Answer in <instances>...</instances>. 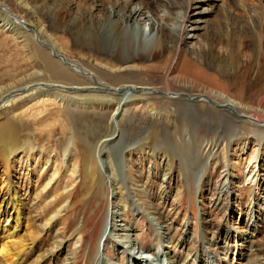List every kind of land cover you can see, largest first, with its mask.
Listing matches in <instances>:
<instances>
[{"label": "rangeland", "instance_id": "obj_1", "mask_svg": "<svg viewBox=\"0 0 264 264\" xmlns=\"http://www.w3.org/2000/svg\"><path fill=\"white\" fill-rule=\"evenodd\" d=\"M115 3L123 16L147 6L163 51L126 63L107 52L109 37L119 47L131 35ZM183 25L182 40L166 42ZM43 54L78 76L76 95L46 80ZM183 56L205 76L179 72ZM213 91L251 110L232 123ZM0 120L19 130L20 148L0 163V207L16 193L22 227L37 234L26 262L90 264L108 222L104 264H139L137 251L142 264H170L167 251L189 264H264V0H0ZM88 150L103 174L89 192Z\"/></svg>", "mask_w": 264, "mask_h": 264}, {"label": "bare ground", "instance_id": "obj_2", "mask_svg": "<svg viewBox=\"0 0 264 264\" xmlns=\"http://www.w3.org/2000/svg\"><path fill=\"white\" fill-rule=\"evenodd\" d=\"M186 1H187V6H188L189 0H186ZM112 7L115 9V10L111 11L113 14V18L120 19L119 21H121L122 23L125 22V24H130L129 27H130V34L131 35L128 38V42L126 44H123V45L120 44L119 47H118L119 43L115 41V36L109 37L110 41H108V43H107L108 46L106 47L107 52H110L113 54L115 51V55L117 54L120 57L121 62L126 63V60H132L133 58L141 57V55H144V53L151 52L152 50H154V53H158V52L160 53L161 51H163L161 48V44H160L161 40H160V38L158 39L156 36L158 30L156 29L154 22L149 18V15L143 11L145 8H147V6H144L142 10L137 9L136 7L128 8L125 16L121 15V13L119 11H117L118 4L115 3ZM10 16L12 18L11 20L14 21L15 24H19L23 28L24 27L27 28L22 21L16 20L15 17L11 14H10ZM137 19H139L138 22H140V20H142V23H137ZM115 21H117V20H115ZM135 23L140 28L139 33H137V34H135V31H134V29H135L134 24ZM1 25L9 26L10 23L4 22ZM9 28H10V26H9ZM155 29L157 30L156 32H155ZM32 32H34V31L32 30ZM184 32H185V26L183 25L182 27H180L179 30H175L174 32H171L170 34L168 33L169 36H165L166 42L172 43V42H175L177 40H178L177 42H180L182 40ZM33 34L35 37V35H37V32H34ZM45 44H43V45H45ZM94 44H95V47H98L99 43L95 42ZM46 47L47 48L50 47L54 50V48L52 46H48L47 44H46ZM52 53L54 54L55 51ZM56 56L60 57L59 54H57V53H56ZM61 58H62L63 62L66 61L63 57H61ZM182 59L183 60H181L182 62L180 63L179 72H182V73H185V71L186 72H192V73L194 72L195 75L197 74L199 76L200 75L205 76V74L203 72L204 70L202 71L198 64L193 63L192 61H189L187 59V57H185V56H183ZM65 63H67V62H65ZM42 64L44 65L45 72L48 75L46 77V80L48 82L60 83V84L54 85V87L57 86V89H56L57 91L58 90L61 91L62 88H64L61 86L62 84H66L65 86L76 85L73 89H71V92L74 93L75 95H76V92H78L80 90V88L78 86L81 84V81L78 79L77 75H75L74 73L73 74L72 73L67 74L66 71L63 70L64 68L62 69V68L58 67L56 64L51 63L49 58L44 54L42 55ZM127 68H130V67L127 66L125 69H127ZM76 70L79 71L78 69H76ZM94 78H95L94 81L96 82V85H98L100 87H104L101 79H98L97 76H94ZM114 82L116 85L118 84V82H116V81H114ZM118 87H120V86H118ZM127 88L129 90H133V86L128 84L127 86L120 87V88L116 89V91H117L116 94H119V92L127 91V92H124L121 97H123L124 95H127L128 91H129V90H126ZM29 89L27 88L24 91H27ZM103 89H102V91H103ZM73 91H75V92H73ZM102 91H100V92H102ZM97 92H99V91H97ZM105 94H107V93H105ZM142 96H144V95H142ZM206 97H208V100L211 102V104L215 105L216 107L222 106L223 107V113L226 114L230 118L232 123L234 121L232 114L233 115L234 114L239 115L240 113H244V111H250L251 110V109L249 110V108L243 106L241 102L229 99L227 96H225V94L223 92L213 91L211 95L206 96ZM57 100H59L61 103L64 101L65 104L74 102L77 106H81L83 104H86V101H87V100L86 101H83V100L80 101L76 98L69 99V100H66L63 98H57ZM190 102H193V101H190ZM191 105H192V103H191ZM197 117H199V116H197ZM234 125L236 126L237 124H234ZM17 130L18 129L15 128L14 123L12 124V122L0 120V163L1 164H5L7 161L9 162V159L12 157V155H14L18 151V149L20 148L19 139L17 137ZM262 130H263V132L258 133L257 135L255 133L256 139L258 138L259 140H264V128H262ZM231 134H232V132H231ZM261 135H263V136H261ZM231 136L228 137L227 141L232 140ZM100 151H101V148L98 150V153H100ZM66 152H67V148L64 149L65 156L67 155ZM95 157H96L95 154H92V152L90 150H88L86 152V157L84 160V166H83L82 172H83V178H84L83 181H84V183H86L85 185L88 186V189H87L88 192L90 191L89 189L93 188L94 186L99 187V188H101L103 186V181H102L103 180V174L101 171L102 168L100 169L97 166ZM108 167L110 168L109 171H111L113 169L111 163H109ZM77 168H78V166L74 165L72 167V170H71V172H72L71 176L74 179H75L76 174L79 173ZM54 174H55V172H54ZM111 175H112V173H111ZM53 176L54 175H52V177ZM1 184L4 185V180H3V182H1ZM114 184H116V185L120 184V180L118 181L114 178ZM223 184L225 185V181H223ZM48 185H49V183L46 184L45 187ZM224 191H225V189H224ZM10 196H11V198H10ZM20 207H21V205L19 204V201L17 199V195H16V193H13V192L11 193V195H9L8 204L4 205V207H0V224L2 222H5V221L13 223V226H11V229H4L2 235L0 236V264H42L40 260L28 261V262H26V260H25L26 258L24 256V252L29 249V248H27L28 245H33L35 243L36 238H37V234L34 232V230H33V232H31L32 231L31 228H27L24 226L22 227L23 220L28 219V216L27 215L25 217L22 216V214L20 212ZM114 215H113V217H114ZM107 219H109V218H107ZM107 223H106V226L104 227V232L102 231L103 234L101 235L100 240L98 241L99 244H98L97 254L96 255L94 254L95 258L93 259V262L89 261L90 264H93V263L94 264H104V262H102L103 256L100 254V250L104 249L105 245H106L104 243V237L106 236V234L108 236V232H109V227H108L109 225ZM21 227L23 230H21ZM26 241H28L29 244H27ZM160 249H161V247H160ZM161 251H162V249H161ZM149 252L152 253L153 252L152 249ZM137 253H138V251L136 253H133V254L132 253L128 254L129 260L134 261V262L136 261V263H137V260H139L138 261V262H140L139 264H142L144 260H142L140 256L138 258L137 257L132 258V256L138 255ZM25 254H26V252H25ZM163 257L165 258L164 260H166V262L170 263V264H189L188 259H186L183 262H180L178 259H176V257L169 256L168 251L163 253ZM131 258H132V260H131ZM181 258H182V256H181ZM203 260H205V259H203ZM146 262L148 263L149 261L147 260ZM213 262L207 261L206 263L204 262L203 264H213ZM105 263H106V261H105Z\"/></svg>", "mask_w": 264, "mask_h": 264}, {"label": "water", "instance_id": "obj_3", "mask_svg": "<svg viewBox=\"0 0 264 264\" xmlns=\"http://www.w3.org/2000/svg\"><path fill=\"white\" fill-rule=\"evenodd\" d=\"M24 28H25V27H24ZM25 29H26V31H28V32H30V33H31L32 30H33V29L31 30V29H29V28H25ZM35 39H36V41H39V40L36 38V35H35ZM39 43H40V41H39ZM41 45H43L42 42H41ZM43 46L46 47L45 45H43ZM52 55H53V53H52ZM53 56H54V55H53ZM55 56H56V55H55ZM55 56H54V57H55Z\"/></svg>", "mask_w": 264, "mask_h": 264}]
</instances>
